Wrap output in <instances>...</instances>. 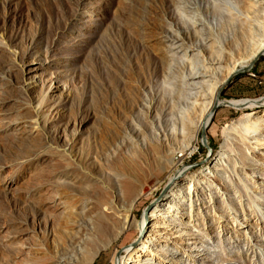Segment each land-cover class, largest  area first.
Masks as SVG:
<instances>
[{
    "label": "rangeland",
    "instance_id": "1",
    "mask_svg": "<svg viewBox=\"0 0 264 264\" xmlns=\"http://www.w3.org/2000/svg\"><path fill=\"white\" fill-rule=\"evenodd\" d=\"M263 20L264 0H0V264H62L88 217L90 264H264V139L244 126L224 146L226 125L264 106L219 105L192 150L174 126L208 87L186 89L194 54L211 63L219 40L232 64ZM262 60L219 98L264 97ZM185 168L175 181L195 191L153 214L138 246L145 210L165 206Z\"/></svg>",
    "mask_w": 264,
    "mask_h": 264
},
{
    "label": "bare ground",
    "instance_id": "2",
    "mask_svg": "<svg viewBox=\"0 0 264 264\" xmlns=\"http://www.w3.org/2000/svg\"><path fill=\"white\" fill-rule=\"evenodd\" d=\"M260 30H262L260 35H257L253 31L251 32V48L247 55L243 56V54H241L238 59L233 60L232 64L221 63L224 57L220 51V48H223V46L221 41L219 40L215 41L214 49L216 50V52L210 55V59L212 60L211 63L204 61L202 64H199L198 57L202 60L204 58L202 55L197 56L199 52H197V54H194L196 55V57L190 61L191 69L188 73L190 81L186 84V89L191 90L195 89L196 87L202 86V84L197 83L198 81H203V85H208V87L203 92H201L200 90L196 91L195 94L191 95L190 97L192 101L190 104L182 100V102L178 105V112L180 115L177 117L178 125L174 124V126L177 135L181 137L182 141L184 142V149L189 150L192 147V142H196L198 140L200 132L205 131L206 128L210 125L212 117L214 115L213 112L217 109L219 105H226L229 107L231 106L237 110L264 106V97L259 99H240L232 101H225L219 98L220 90L227 83V80L231 76L239 72L251 69L253 62L258 58V56L264 54V20L260 26ZM213 61L215 63H219L218 65H222L225 69V72H222L220 75L221 78L217 77V75H219V70L215 68L216 64H212ZM190 111L195 114L194 119L192 118ZM244 126L247 127V130L249 129L253 139L257 138L258 140H260L261 137H263L264 139V113L257 114L255 117L249 115L246 118L239 119L232 125H226V137L224 146H227L231 142L232 138L235 136L233 135L235 132L243 131ZM224 149L225 147H223L222 150L217 153L214 159L212 158V160H210L214 168L226 164L225 158H229V154H227ZM163 163L164 166L167 168L168 164L169 166L173 165V160H166ZM210 169L211 168L208 167L207 171L202 173L205 174L203 176L207 177V175L210 174ZM186 170L187 168L178 170L177 174L171 179L170 185L168 186V194H171L172 197L166 202L165 206L156 204L155 207L152 208V211L150 213L148 212L147 214H143L142 219L138 223V229L140 231L138 246H142L146 249L149 248L147 245H145L144 241L146 240V233L148 232L151 226V216L153 214H166L169 210H173L174 202L182 199L183 195H185L184 193H187L188 188H190L189 190L193 189V191H195V179L189 178L186 187L184 186V183L179 184L175 181L176 178L184 175L186 173ZM207 179L210 181V178ZM141 191H144V188H142ZM133 201L135 202V200ZM133 206L134 205H130L128 207V214L132 215ZM259 211L262 212L261 209H259ZM88 218L91 222H89L87 226H83L82 224L74 226L73 253L75 255L73 257L70 255H64L63 257H60L59 260L62 264H75V262L81 257H83L84 262H86V264H90L92 262L93 257L95 256V252L93 253V249H89V243L93 241L94 237H92V235L90 234L89 229H92L93 231L97 228L93 223L94 221L92 217ZM123 223V228H125L128 224H130V221L128 222L127 219H124ZM101 232H103L102 229ZM120 232L121 230L115 234H118ZM132 250H134V248H130L129 246L125 249L127 253H130ZM123 258L124 257L118 260L117 264H127L130 257L125 259V261Z\"/></svg>",
    "mask_w": 264,
    "mask_h": 264
},
{
    "label": "crops",
    "instance_id": "3",
    "mask_svg": "<svg viewBox=\"0 0 264 264\" xmlns=\"http://www.w3.org/2000/svg\"><path fill=\"white\" fill-rule=\"evenodd\" d=\"M255 70L257 72H263L264 71V60H262L261 62L256 64Z\"/></svg>",
    "mask_w": 264,
    "mask_h": 264
},
{
    "label": "water",
    "instance_id": "4",
    "mask_svg": "<svg viewBox=\"0 0 264 264\" xmlns=\"http://www.w3.org/2000/svg\"><path fill=\"white\" fill-rule=\"evenodd\" d=\"M252 66H253V64H252ZM152 206H149L146 210H145V214H147L148 213V211H149V209L151 208ZM117 264V263H116Z\"/></svg>",
    "mask_w": 264,
    "mask_h": 264
},
{
    "label": "built area",
    "instance_id": "5",
    "mask_svg": "<svg viewBox=\"0 0 264 264\" xmlns=\"http://www.w3.org/2000/svg\"><path fill=\"white\" fill-rule=\"evenodd\" d=\"M263 74H264V71H263Z\"/></svg>",
    "mask_w": 264,
    "mask_h": 264
}]
</instances>
